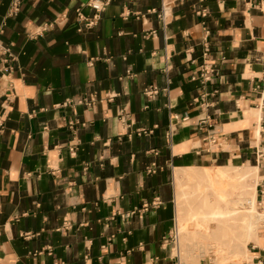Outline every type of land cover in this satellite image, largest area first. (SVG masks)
I'll use <instances>...</instances> for the list:
<instances>
[{"label":"crops","instance_id":"obj_1","mask_svg":"<svg viewBox=\"0 0 264 264\" xmlns=\"http://www.w3.org/2000/svg\"><path fill=\"white\" fill-rule=\"evenodd\" d=\"M93 1L0 0V264H172L176 172L261 171L264 0Z\"/></svg>","mask_w":264,"mask_h":264},{"label":"rangeland","instance_id":"obj_2","mask_svg":"<svg viewBox=\"0 0 264 264\" xmlns=\"http://www.w3.org/2000/svg\"><path fill=\"white\" fill-rule=\"evenodd\" d=\"M204 168L206 167L193 168L191 166L182 168L179 170V172H176V224L179 232L178 238L180 246L178 245V247L180 248V250L179 252L177 250H175L174 252L180 256L181 264H252V256L254 255L251 252L250 248L252 244L257 245L255 242L257 236L256 232L252 234V237H250V241L248 242L246 248L242 251V253H251V255H249L250 253H246V257L244 258V260H242V257L237 260L227 259L225 263L224 261L219 262L218 256L213 255L214 253H212L210 246L217 243L216 240L220 239L225 232H229V235L236 234V231L239 232V228L237 229V227H234L235 230L237 229L235 231L232 230L233 227L231 228V226H236L239 223V219H241L242 216H244V214H246L247 212H253L252 214H256L258 208L257 213L264 214V203L263 205H261V203H259V199H257V206L255 205L254 207H252L249 201H247L248 199L252 197L254 198L256 196L254 193L253 185L257 184L255 182L258 179L257 173L259 172V170L256 169V171H252L249 169L248 172H245L246 174L244 176H240L238 179L232 180L235 182L237 188H231L229 194L224 195L223 201L221 202V204H219L218 194L210 186H208L209 184L207 183L203 175ZM240 170L244 169L240 168ZM244 201H247L245 203V206H243ZM217 206H220V210L216 209V212H213V207L215 208ZM255 207L257 208L255 209ZM249 208H253V210ZM244 210L246 211V213ZM197 216L202 219H204L205 217H212V220L207 222L210 227H207L206 224L204 225L205 222L202 219H200L204 222L202 227H200L201 225H196L193 227L194 217ZM232 216L236 219L235 221L230 220L231 218H233ZM180 219H183L186 226L185 228H187L188 225H192L186 235L184 233L185 231H183L184 228H180L181 230L179 231ZM190 220L192 222H189ZM231 221H234L233 224L231 223ZM263 232L264 218L258 226V234L260 237L262 236L264 238ZM180 241L183 243V245H181ZM262 241L263 240H261L260 242ZM260 245L264 246V244L262 243H260Z\"/></svg>","mask_w":264,"mask_h":264},{"label":"bare ground","instance_id":"obj_3","mask_svg":"<svg viewBox=\"0 0 264 264\" xmlns=\"http://www.w3.org/2000/svg\"><path fill=\"white\" fill-rule=\"evenodd\" d=\"M252 112L255 113V114H258V112H256V110H254V109L252 110ZM258 133H259L258 135L260 136V132H258ZM240 168H242L244 170H240ZM249 169L252 170V171H254V170L256 171V169L259 170V167L258 166H252V165H249V164H246V163L244 165H236V164L231 163L230 165H225V166H213V167H210V168L206 167V168L203 169V175H204L207 183L209 184L208 186H210L218 194V196H219L218 203L221 204V202L224 199L223 198L224 195H228L231 188H234V189L237 188L235 182L232 181V180L238 179L240 176H244L246 174L245 172H248ZM257 177H258V179L255 182L257 184L253 185L254 193H255L256 196L254 198L252 197L253 199L250 198V199L247 200V201H249V203L251 204L252 207H254L255 205L257 206V199H258L257 185L260 182V179L262 177L259 172L257 173ZM246 202L244 201V205L243 206H245ZM219 208H220V206H217L215 208L213 207V212H216V209L218 210ZM256 208L257 207H255V209ZM249 209H251V208H249ZM251 210H253V208ZM257 212H258V208H257ZM257 212H256V214H252L253 212L252 213L251 212H249V213L247 212L246 213V211H245L246 214H244V216H242V218L239 219V223L237 224L239 226H237V225L236 226H234V225L231 226V228L233 227L232 230H235L234 227L235 228L237 227V229L239 228V232L236 231L237 230L236 229L235 230L236 234H232L234 236L229 235V232H225V233L223 232L224 234L222 235V237L220 239L216 240L217 243H215L214 245L210 246V249H211L212 253H214L213 255H217L218 256L219 262L224 261V263H225L227 259H230V260L231 259H235V260H237V259H240L242 257H243L242 260H244V258L246 257L245 256L246 253H250V252H246V253L243 252L242 253V251L246 248L248 242L250 241V237H252V234H254L255 232L257 234L256 240H255L256 244H260L261 243L260 241L262 240V238L258 234V226H259V223L264 218V214L263 213H257ZM240 213H241V211H240ZM190 218H192V217H190ZM200 219H202V218H199L198 216L194 217V225H193V227L196 226V225H198V226L201 225L200 227H202L204 222H205L204 225L206 224L207 227H210V225L207 222L212 220V217L211 218L205 217L204 219H202L204 222L202 220H200ZM191 220L189 222H192ZM230 220H234L235 221L236 219L233 217ZM234 221H231V223L233 224ZM185 227L186 226H185V223H184L183 219L182 220L180 219V221H179V231L181 230L180 228H184L183 231H185L184 233L186 235L187 232H189V230L192 227V225H188L187 228H185ZM183 231H182V233H183ZM233 233H234V231H233ZM228 235L232 236V237H229ZM183 238H184V236H183ZM181 245H183L182 242H181ZM176 250L179 252L180 248L178 247ZM249 255H251V253Z\"/></svg>","mask_w":264,"mask_h":264},{"label":"built area","instance_id":"obj_4","mask_svg":"<svg viewBox=\"0 0 264 264\" xmlns=\"http://www.w3.org/2000/svg\"><path fill=\"white\" fill-rule=\"evenodd\" d=\"M90 6L96 11V14L93 18H87L85 19L87 22V25L92 27L97 23V20L99 18V13H101V11L104 9V4L99 1H93L92 3H90ZM161 18L163 19V21H165L166 19V13L164 10L161 11ZM80 19L83 20L84 18L82 17V15L80 14ZM148 93H152V91H149ZM87 103L89 105H92L94 103V101H87ZM264 131V129H263ZM261 132V131H260ZM258 156L260 161V173H261V180L257 185V194H258V199H259V203H261V205H263L264 203V148L258 149ZM178 229H177V224L175 225L171 235H170V240L174 245V248L176 250V248H178L179 245V238H178ZM264 234V232H263ZM251 252L253 253V258H252V264H264V254H260L258 253V250H261V248H259L258 245L252 244L251 248H250ZM172 264H181V259L180 256L178 254L175 253V257H174V261Z\"/></svg>","mask_w":264,"mask_h":264}]
</instances>
